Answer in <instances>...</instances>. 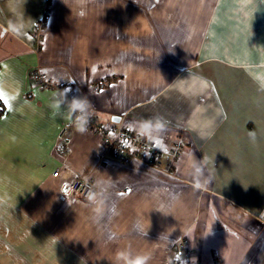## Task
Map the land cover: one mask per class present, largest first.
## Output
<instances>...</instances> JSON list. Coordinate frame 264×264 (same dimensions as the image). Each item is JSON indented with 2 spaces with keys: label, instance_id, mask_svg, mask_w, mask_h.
<instances>
[{
  "label": "crops",
  "instance_id": "1",
  "mask_svg": "<svg viewBox=\"0 0 264 264\" xmlns=\"http://www.w3.org/2000/svg\"><path fill=\"white\" fill-rule=\"evenodd\" d=\"M0 94V264H264V0H0Z\"/></svg>",
  "mask_w": 264,
  "mask_h": 264
},
{
  "label": "built area",
  "instance_id": "2",
  "mask_svg": "<svg viewBox=\"0 0 264 264\" xmlns=\"http://www.w3.org/2000/svg\"><path fill=\"white\" fill-rule=\"evenodd\" d=\"M30 75L41 86H54L38 67L32 68ZM55 88L60 92L62 97H65L62 91L63 86L56 85ZM74 113L79 123L81 119H83L84 127L100 134L105 150L110 152L119 161L127 160L138 146L146 147L149 145L146 138H143L140 134L132 132L125 127L111 125L107 128L96 123L91 117L79 110ZM181 142V140H177L174 143L171 148L172 154L177 153L181 146ZM158 156L159 152L154 151L150 154L149 159L157 165L159 164ZM56 174L57 171H54L53 175ZM59 191L64 196H73L84 201H92L98 195L97 187L85 175L74 179V181L70 183H61L59 185ZM189 256L190 254L185 240H180L177 243V247H170L167 264H179L182 260H187Z\"/></svg>",
  "mask_w": 264,
  "mask_h": 264
},
{
  "label": "clouds",
  "instance_id": "3",
  "mask_svg": "<svg viewBox=\"0 0 264 264\" xmlns=\"http://www.w3.org/2000/svg\"><path fill=\"white\" fill-rule=\"evenodd\" d=\"M84 107H85V105L81 101H73L72 102V109L74 111L83 110ZM80 123H81V125L84 124L83 119H81ZM78 130L80 132H84L85 128L83 126H81ZM119 256L122 259L126 260L127 264H146L145 257L143 255H136L135 257L130 258L127 254L120 253Z\"/></svg>",
  "mask_w": 264,
  "mask_h": 264
},
{
  "label": "trees",
  "instance_id": "4",
  "mask_svg": "<svg viewBox=\"0 0 264 264\" xmlns=\"http://www.w3.org/2000/svg\"><path fill=\"white\" fill-rule=\"evenodd\" d=\"M4 111V106L2 104V102L0 101V114Z\"/></svg>",
  "mask_w": 264,
  "mask_h": 264
},
{
  "label": "snow or ice",
  "instance_id": "5",
  "mask_svg": "<svg viewBox=\"0 0 264 264\" xmlns=\"http://www.w3.org/2000/svg\"><path fill=\"white\" fill-rule=\"evenodd\" d=\"M4 97L2 94H0V101H3Z\"/></svg>",
  "mask_w": 264,
  "mask_h": 264
}]
</instances>
